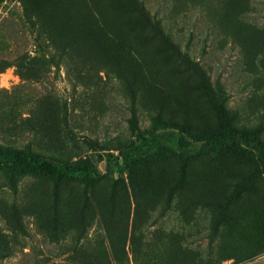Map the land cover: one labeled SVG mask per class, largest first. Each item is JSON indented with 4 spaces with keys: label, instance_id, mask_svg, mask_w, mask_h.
I'll return each mask as SVG.
<instances>
[{
    "label": "rangeland",
    "instance_id": "obj_1",
    "mask_svg": "<svg viewBox=\"0 0 264 264\" xmlns=\"http://www.w3.org/2000/svg\"><path fill=\"white\" fill-rule=\"evenodd\" d=\"M144 1L171 38L143 21L139 1L106 0L105 20L92 0H0V147L104 168L99 154L133 139V101L144 129L156 115L218 129L175 43L222 80L233 124L264 127V0ZM24 6L43 23L40 39ZM190 152L178 185L175 150L90 181L0 167V264H184L216 243L217 264H264L256 152L200 142ZM231 177L253 190L221 214Z\"/></svg>",
    "mask_w": 264,
    "mask_h": 264
},
{
    "label": "trees",
    "instance_id": "obj_2",
    "mask_svg": "<svg viewBox=\"0 0 264 264\" xmlns=\"http://www.w3.org/2000/svg\"><path fill=\"white\" fill-rule=\"evenodd\" d=\"M92 1L100 3L98 9L100 15L104 16L105 20L110 19L105 16V9H108L106 0L104 2L99 0ZM134 1H139L138 11L143 21L154 26L161 33H165L168 38H171L170 32L165 31L163 20L151 11L146 2L144 0ZM129 14L121 13L117 15V20L119 19L120 22L128 24L134 18L131 13ZM23 15L29 27L37 32L38 39L45 35L43 23L32 9L24 6ZM40 41L43 48L42 40ZM175 51L177 59L196 77L199 86L214 107L219 122L218 129H199L190 123L164 119L161 115H156L152 118L151 129H144L140 124L137 106L133 101L130 105V115L127 119L128 130L133 139L120 147L117 153L110 152L106 156L100 153L101 159L105 158L104 168L97 164L89 163H60L34 153L29 148L13 149L3 147H0V167H6L11 171L30 170L42 172L56 179L79 177L85 181H90L101 179L108 172L124 168L134 158H143L165 150H175L179 155V172L175 181V185H178L185 178L186 160L192 155L190 149L193 148V144L200 142L207 150L238 147L243 150L256 152V157L264 170V127L262 125L238 126L233 124L228 105L229 96L222 80L219 78L213 80L206 67L199 60L194 59L188 51L182 50L177 43H175ZM89 141L94 143L91 139ZM174 142L177 143L178 147L173 146ZM252 190L253 187L244 178H227L225 200L218 204L220 213L224 214L235 200L244 193H250ZM169 206H172V201L170 200ZM210 243L212 244L211 241ZM216 246L217 243L212 245L209 255L197 256L193 261L185 262L184 264H217L216 256L213 254Z\"/></svg>",
    "mask_w": 264,
    "mask_h": 264
}]
</instances>
